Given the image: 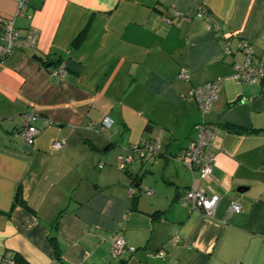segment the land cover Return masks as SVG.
<instances>
[{
	"label": "crops",
	"instance_id": "obj_1",
	"mask_svg": "<svg viewBox=\"0 0 264 264\" xmlns=\"http://www.w3.org/2000/svg\"><path fill=\"white\" fill-rule=\"evenodd\" d=\"M7 20L37 37L0 56V264H264V80L231 77L241 41L264 54V0H0V44ZM216 79L201 117L190 92ZM201 120L221 128L209 180L177 157ZM143 138L158 154L119 168ZM190 187L219 196L212 217L181 204ZM117 236L134 251L113 259Z\"/></svg>",
	"mask_w": 264,
	"mask_h": 264
},
{
	"label": "built area",
	"instance_id": "obj_2",
	"mask_svg": "<svg viewBox=\"0 0 264 264\" xmlns=\"http://www.w3.org/2000/svg\"><path fill=\"white\" fill-rule=\"evenodd\" d=\"M199 13L204 15L209 25H213L207 9L205 7L199 8ZM179 11H173L170 17L166 18L167 23H171L175 18L179 17ZM215 25V24H214ZM1 37L4 44H0V56H6L12 49L21 46H34L37 37V31L30 28L25 36L19 34L15 29L11 20L3 22ZM238 48L242 54L241 60L234 59L231 63L232 74L231 77L238 82H254L264 80V54L256 56L254 54L253 46L248 41H241ZM224 52L230 53L229 46L226 45ZM51 74L56 77H62L66 70L61 64L56 65L50 69ZM177 77L188 81L189 73L186 69H180ZM222 87V80L216 79L201 85L194 86L190 92L191 96L196 100L201 117H204L212 108L218 94ZM38 115L33 112L25 114V121L20 129L24 143L27 146H32L36 137L40 133V129L36 126ZM100 131H107L112 126V120L109 117L102 119L98 125H93ZM196 138L191 140L187 146L179 150L177 157L184 161L190 169H197L200 173V178L209 180L213 175V156L210 152V144L213 137L221 131L217 124L205 122L201 120L200 123L194 126ZM62 146L61 141H55L53 148L57 149ZM159 152V145L156 140L143 138L141 142L134 145L129 152L121 153L117 156V165L121 169H125L133 160L144 163L157 155ZM133 191L132 189L130 192ZM180 202L183 206L190 209L201 210L207 217H212L214 210L219 202V196L207 195L203 191L190 187L184 190L180 196ZM241 206L235 201H231L227 210L228 215L232 213H239ZM134 248L128 247L121 236L114 238L111 245V257L118 259L123 253L133 252ZM10 260H5L4 264H11Z\"/></svg>",
	"mask_w": 264,
	"mask_h": 264
},
{
	"label": "trees",
	"instance_id": "obj_3",
	"mask_svg": "<svg viewBox=\"0 0 264 264\" xmlns=\"http://www.w3.org/2000/svg\"><path fill=\"white\" fill-rule=\"evenodd\" d=\"M50 240H51V242H52V244L55 246V248H56V243H55V240H54V237H50Z\"/></svg>",
	"mask_w": 264,
	"mask_h": 264
},
{
	"label": "water",
	"instance_id": "obj_4",
	"mask_svg": "<svg viewBox=\"0 0 264 264\" xmlns=\"http://www.w3.org/2000/svg\"><path fill=\"white\" fill-rule=\"evenodd\" d=\"M33 58L37 59V57H36V56H34ZM50 65H51V63H48V64H47V66H50Z\"/></svg>",
	"mask_w": 264,
	"mask_h": 264
}]
</instances>
